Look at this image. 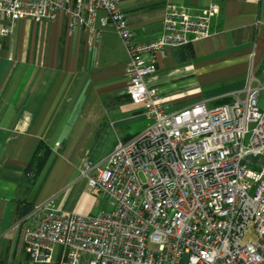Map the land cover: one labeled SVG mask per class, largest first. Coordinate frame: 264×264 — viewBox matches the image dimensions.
<instances>
[{"label": "built area", "instance_id": "1", "mask_svg": "<svg viewBox=\"0 0 264 264\" xmlns=\"http://www.w3.org/2000/svg\"><path fill=\"white\" fill-rule=\"evenodd\" d=\"M123 0H0V40L21 19L66 18L90 43L112 26L127 51L128 93L146 126L119 141L103 164L83 160L88 186L107 199L99 214L45 204L26 215L24 243L35 264H264V107L249 76L245 96L172 107L146 79L157 55L211 34L219 4L201 11L169 3L161 34L137 42ZM254 239H245L248 230Z\"/></svg>", "mask_w": 264, "mask_h": 264}, {"label": "crops", "instance_id": "2", "mask_svg": "<svg viewBox=\"0 0 264 264\" xmlns=\"http://www.w3.org/2000/svg\"><path fill=\"white\" fill-rule=\"evenodd\" d=\"M215 2L211 34L167 47L147 84L159 88L172 107L198 100L216 106L234 93L245 96L253 76L264 107V0H123L121 8L135 40L145 42L161 34L169 3L201 11ZM66 26L63 16L25 18L0 40V264L23 255L29 260L27 223L18 218L17 203L93 214L71 205L89 189L83 160L103 164L119 141L148 122L143 105L128 93V51L115 28L106 27L92 44L86 32ZM40 143L51 151L29 184L26 168Z\"/></svg>", "mask_w": 264, "mask_h": 264}, {"label": "rangeland", "instance_id": "3", "mask_svg": "<svg viewBox=\"0 0 264 264\" xmlns=\"http://www.w3.org/2000/svg\"><path fill=\"white\" fill-rule=\"evenodd\" d=\"M263 161H264L263 156H249L246 158V162H248L252 166L255 165L256 167H260ZM71 205L76 207L84 206L93 209V214H95L96 212H104L106 210H109V204L107 202V199L101 196L96 190H92L90 188L88 189L87 192L86 191L80 192L79 196L71 201ZM254 238H255L254 231L252 228H250L248 230L245 239L251 240ZM7 264H34V263H32L23 255L22 258H20L16 262L7 263Z\"/></svg>", "mask_w": 264, "mask_h": 264}, {"label": "trees", "instance_id": "4", "mask_svg": "<svg viewBox=\"0 0 264 264\" xmlns=\"http://www.w3.org/2000/svg\"><path fill=\"white\" fill-rule=\"evenodd\" d=\"M182 56L185 58L184 52H182ZM50 147L45 143H40L37 147L33 158L31 159L30 163L26 168V179L29 184H32L36 178L38 177L41 169L43 168L48 155L50 153ZM34 206L27 204V203H17L16 206V214L18 218L23 219L26 215H28Z\"/></svg>", "mask_w": 264, "mask_h": 264}]
</instances>
